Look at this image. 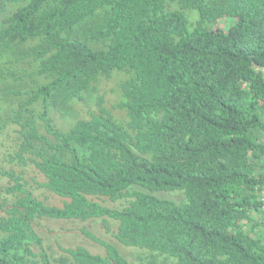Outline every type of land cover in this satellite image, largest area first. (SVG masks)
<instances>
[{
	"label": "trees",
	"instance_id": "1",
	"mask_svg": "<svg viewBox=\"0 0 264 264\" xmlns=\"http://www.w3.org/2000/svg\"><path fill=\"white\" fill-rule=\"evenodd\" d=\"M263 189L264 0H0V264H264Z\"/></svg>",
	"mask_w": 264,
	"mask_h": 264
},
{
	"label": "rangeland",
	"instance_id": "2",
	"mask_svg": "<svg viewBox=\"0 0 264 264\" xmlns=\"http://www.w3.org/2000/svg\"><path fill=\"white\" fill-rule=\"evenodd\" d=\"M185 13L188 16V20H189V23H190V28H192L197 23V21L199 20V14H198V12L196 10H193V9L186 10ZM194 18H195V20H194ZM233 24H235V21L234 20H232L230 18H223V19H220L219 20V22H218L217 25L220 28H223L225 30H228ZM27 174H28V177H34L36 179V181H38V182H41L42 181V177H41L40 173H38L36 171V169L33 168L32 166H29V169H28V173ZM26 179L29 181V179L27 178V176H26ZM6 181H7V179H5L3 181V183H6ZM30 184L31 185H28L27 188L29 190H34V188H33V182L31 181ZM134 189H136V187L133 188V190ZM171 199H174L175 200V198H174L173 195L171 196ZM45 220L50 221V222H53L55 224H59L60 223V222H57V221H62V220H56V219H52L51 220V219H46V218H45ZM68 221H75V220H68ZM70 232L65 233V237H63L62 234H61L62 232H59V231H53V232L44 231V233L49 234L52 237L56 235L54 237V241L57 244H59L60 241L63 242V244L65 243V241H66V243L67 242L68 243H72V237L70 236ZM42 236H43V238L45 240V245L47 246V247H45L46 250L48 251L49 254L52 255L54 251H53L51 245L48 243V238L45 235H43V234H42ZM91 244H92L91 242H85V243H83L80 246H83V247L89 249V246ZM127 248L139 249V248H135V247H127ZM136 252H137V250H135V252H132V253L130 252L129 258L127 257L131 262H133L132 260L135 258Z\"/></svg>",
	"mask_w": 264,
	"mask_h": 264
},
{
	"label": "built area",
	"instance_id": "3",
	"mask_svg": "<svg viewBox=\"0 0 264 264\" xmlns=\"http://www.w3.org/2000/svg\"><path fill=\"white\" fill-rule=\"evenodd\" d=\"M261 205H262V211L264 212V190H263V194L261 197Z\"/></svg>",
	"mask_w": 264,
	"mask_h": 264
},
{
	"label": "clouds",
	"instance_id": "4",
	"mask_svg": "<svg viewBox=\"0 0 264 264\" xmlns=\"http://www.w3.org/2000/svg\"><path fill=\"white\" fill-rule=\"evenodd\" d=\"M223 19V18H222ZM218 24V23H217ZM264 190V189H263ZM262 194H263V191H262ZM262 194H261V196H260V202H261V197H262ZM261 207H262V205H261ZM91 243H93V241H91ZM129 261V260H128Z\"/></svg>",
	"mask_w": 264,
	"mask_h": 264
},
{
	"label": "bare ground",
	"instance_id": "5",
	"mask_svg": "<svg viewBox=\"0 0 264 264\" xmlns=\"http://www.w3.org/2000/svg\"><path fill=\"white\" fill-rule=\"evenodd\" d=\"M122 77V76H121Z\"/></svg>",
	"mask_w": 264,
	"mask_h": 264
}]
</instances>
